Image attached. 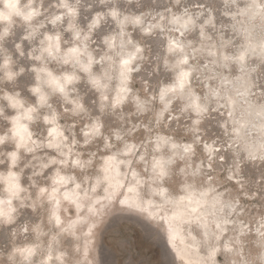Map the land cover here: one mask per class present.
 <instances>
[{
	"label": "rangeland",
	"instance_id": "obj_1",
	"mask_svg": "<svg viewBox=\"0 0 264 264\" xmlns=\"http://www.w3.org/2000/svg\"><path fill=\"white\" fill-rule=\"evenodd\" d=\"M251 1L257 4L259 15L250 20L240 13L246 10L255 14L247 0H34L38 15L28 27L14 18L2 36L0 24V137H8L7 121L13 114L6 103L7 95L20 98L26 107L34 106L31 90L37 73L49 103L33 113L29 130L42 146L48 128L43 118L53 115L64 136L61 150L68 151L64 155L41 147L17 152L12 171L18 177L20 192L13 200L10 221H0V264H43L46 256L57 264V252L66 264H180L182 260H173L161 238V220L173 204L162 197L159 189L176 198L182 195L185 185L196 192L210 188L212 194L232 206L230 211H222L226 222L216 238L213 233H200L195 224L189 225L202 260L207 263V253L215 247L214 264H264V153L256 151L255 157L245 153V140H255V150L257 144L264 146V140L259 129L256 132L252 127L244 132L238 128L236 133L244 137L238 139L234 128L246 102L264 106V59L242 49V30L247 24L252 26L257 41L264 39V0ZM24 2L20 0L21 4ZM54 17L59 21L51 25ZM94 17L98 18V25L89 30ZM138 22V26L132 25ZM172 25L181 30L190 28L180 34ZM74 31L93 56V63H87L99 77L95 80L106 81L102 85L105 98L75 63L63 66L44 54V36H57L63 50L75 44ZM111 37L112 40L107 39ZM110 41L115 44L114 52L105 47ZM174 43L180 46L169 50ZM121 47L125 52L136 49L139 56L130 60L129 96L115 107L111 99L116 70L115 66L110 69L107 62L112 58L117 64ZM211 47L213 55L209 53ZM178 48L185 50V67L190 69L186 86H176L175 82L176 70L184 64L177 61L181 51ZM242 50L240 55L245 59L240 67L237 61L241 58L237 55ZM257 52L264 54V48ZM223 54L226 59L222 63ZM38 56L54 74L73 73L76 83L68 92L69 99L60 98L52 83L44 82L45 72L38 69ZM242 73L247 74L250 89L245 101L239 100L240 106L229 115L224 92L232 82L228 93L237 99L240 94H235L233 83ZM226 79L229 82L225 83ZM171 85L175 86L173 94L182 96L170 98V90L163 92L160 97L170 99L164 109L158 100L159 89ZM191 92L201 105L198 118L191 111L193 104L188 105ZM135 102H139L138 108ZM248 121L244 126H250ZM91 125H97L99 131L87 141L86 129ZM261 133L264 135V131ZM157 138L164 140V146L158 145L156 150ZM128 146L130 152L122 153L123 147ZM184 147L188 148V155L182 154ZM13 150L9 136L0 146V175L9 171V152ZM112 155L119 160L123 174L114 193L101 172L102 159ZM157 156L167 158L166 175L162 178V174L157 176L152 170ZM57 174L67 178V184L57 193L77 184L85 200L78 205L83 215L81 222L74 226L66 224L74 219L76 208L65 204V200L59 202V224L52 222L47 195ZM134 176L140 181L136 187L138 196L153 202L149 203L155 208L153 212L125 200L127 193L134 194L127 190L134 183ZM3 196L0 180V197ZM92 199L96 201L94 208L87 201ZM181 226L187 227L184 222ZM82 249L85 252L79 255ZM27 250L32 255L25 260Z\"/></svg>",
	"mask_w": 264,
	"mask_h": 264
},
{
	"label": "bare ground",
	"instance_id": "obj_2",
	"mask_svg": "<svg viewBox=\"0 0 264 264\" xmlns=\"http://www.w3.org/2000/svg\"><path fill=\"white\" fill-rule=\"evenodd\" d=\"M33 1L34 0H25L24 4L20 3V0H0V24L3 26V32L1 33L2 36H5L7 33V26L9 27L12 24V19L16 18L21 23L25 24L27 27L31 24V20L34 19L38 14L37 10L33 7ZM246 1V0H245ZM247 3L252 4L253 6V12L255 14L251 15L246 10L240 11L241 14H243L246 17H258L259 9L257 8V4L252 2L251 0H247ZM70 10V9H69ZM72 10H70L71 12ZM246 12V13H245ZM6 17V18H5ZM58 17H54L51 19V25H55L59 20ZM136 19V18H135ZM138 19V18H137ZM249 20V21H250ZM179 21L185 22V19H180ZM89 30H93L98 25V18L94 17L92 21H90ZM139 22L137 24H132L134 26H138ZM122 26V25H121ZM174 28H176L180 34L185 33L189 30L187 29H179L176 26L172 25ZM146 29V28H145ZM123 30V29H122ZM252 26L247 24L244 28V31L242 30V35L244 39V47L242 49L247 50L250 55H254L258 57L259 59H264V54L261 52L255 53V50H258L260 48H264V39L261 41H257L254 38L253 32H252ZM76 34V35H75ZM73 38L75 39V44L73 46H69L68 48L61 49L59 38L57 36H50L46 35L44 36L46 39V44L43 46L45 49V55L47 56L48 60L50 61H58L63 66H71L74 63L76 66L82 70L84 73H86V76L89 78L92 86L96 89V91L99 92L100 96L102 98H105V90L102 88L103 83L105 82H99L98 80H95L99 78L96 76V74L90 70V65L87 62L93 63V56L91 52L88 51V49L85 46V42L80 43L81 40H79L78 32H72ZM78 35V36H77ZM77 36V37H76ZM111 39V38H107ZM106 39V40H107ZM105 40V42H106ZM80 44V45H79ZM105 47L109 48L111 51H115V44L110 41L109 43H105ZM173 44V43H172ZM175 45H169V50L175 47H179L180 45L178 43H174ZM178 44V45H177ZM259 46V48L257 47ZM84 49H87V52L84 51ZM180 49V48H178ZM181 50V49H180ZM180 54L177 61L183 62L184 64L182 66H179L176 70L175 75V82L177 83L176 86H186V83H189V68L185 67L186 61V54L185 50L178 51ZM209 53L211 55L214 54V48L211 47L209 50ZM240 53H243V50L238 53L237 57L241 58L237 61V65L242 67V63L244 62V56L243 54L240 55ZM249 55V56H250ZM138 51L133 50L132 51H124V47H121L120 50V57L117 59V64H115L112 60V58H109L107 64L110 67V69L115 66V85L116 88L112 94L111 104L113 106H120L123 102L126 96H129V90H128V79H129V71L132 68L130 60L134 57H138ZM226 59V55L223 54L221 62L223 63ZM38 61H40V66L38 67L39 70L44 71L43 74L44 82L46 84L52 83L51 87L53 88L54 92L59 95L62 99H69L68 92L72 85L76 83L75 76L71 72H63L54 74L52 73L47 67L44 66V60L38 56ZM241 60V61H240ZM7 60L4 59V62ZM176 61V62H177ZM3 62V63H4ZM88 64V65H87ZM114 69V68H113ZM36 75V82L33 86L32 94L35 98V105L26 107L23 105V102L18 97H13L10 95H7L6 103L8 107L13 110V114L8 118V126H9V133L8 137L10 136L11 141L14 146V150L9 152V171L5 173L4 175H0V180L2 184V189L4 196L0 197V221L2 222H9L12 218L11 211L13 207V200H15L17 197H19V183H18V177L17 175L12 171V167L15 165V162L17 160V152H28L32 151L36 148L43 147L46 151H54V152H60L64 155L68 154V151L66 149L61 150L65 146L64 142V136L62 132L58 129L56 126V123L54 122L53 115H46L43 118V123L47 124V130H46V136L43 145L41 146L39 141H36L30 130H29V123H31L34 119L33 113L36 112V109L38 108H45L48 105V99L47 95L42 88V82L40 81V78ZM85 75V74H84ZM96 76V77H95ZM6 77L10 79L11 75L9 73L6 74ZM111 75L107 76V79H109ZM39 78V79H38ZM225 83L229 82L227 79L224 80ZM49 82V83H48ZM100 83V84H99ZM230 82L228 84L226 92H224L225 96V103L228 108L227 114H233L235 109L240 106L239 100L245 101V97L249 92L250 89V82L248 79L247 74L244 73L240 74V77L233 83L234 86V92L235 94H240L237 96V99L235 96L228 93V89L231 86ZM50 86V85H49ZM54 86V87H53ZM175 86H170L167 88H161L159 89V101L163 103V108L165 109L170 99H162L160 96L163 92H169L170 98L179 97L181 98L182 95L180 94H173V89ZM216 93H213V96H215ZM192 103L191 111L197 116L202 112L201 105L199 104L197 97L194 93H190L188 98V105ZM235 104V106L233 105ZM137 105V108L139 107V102H135ZM191 105V104H190ZM236 109V110H237ZM242 117L238 120H235V136L238 139H244L243 134L238 135L236 131L238 132V128H242V132H244L245 128L252 127L256 132H258L259 129V135L262 136L264 140V135L261 133L264 131V117L260 118L258 115H264V106L261 107H255L251 105L250 103H247L243 105L242 108ZM251 113H253L251 118ZM198 118V116L196 117ZM232 118V116H231ZM251 118V120H249ZM249 120V121H248ZM250 124V126H244L245 123ZM242 125L244 127H242ZM86 140L88 141L90 137L98 135V128L97 125H91L86 129ZM8 137H0V146L3 145ZM160 138V137H159ZM154 143V147L156 150L158 149V145L164 146V140L159 139ZM159 140L162 143H159ZM255 141V140H254ZM254 141H246L245 140V153L250 157H255L253 153L256 151H261V154H263L264 146L263 144L258 145L257 149L255 150L254 146L256 144H253ZM257 143V142H256ZM171 147V153L173 144H170ZM259 147V148H258ZM185 150L182 151V154L188 155L189 150L187 147H184ZM131 150L130 146L127 148L123 147L122 153L126 152L129 153ZM206 152L209 153V149H206ZM125 153V154H126ZM211 154V153H209ZM167 158H163L161 156H157L154 161L152 162V170L156 173L158 176L159 174H162L160 178L164 177L166 174L165 170V162ZM169 159V158H168ZM124 162V161H123ZM51 163V161H50ZM60 165V164H59ZM58 164L57 166L60 167ZM73 166H77V164H73ZM124 167V163H123ZM101 172H102V178L105 180V184L108 186V188L113 191L114 193L122 183L123 180V174L121 173V168L119 164V160L112 156H107L102 159L101 164ZM133 182L131 183L127 190H132L134 194H129L126 196L125 200L130 202L131 205L135 206H141L148 212H153L155 208L150 207L149 203H152L151 200H141L138 196L137 192V186L139 184L138 178L134 176ZM53 187L50 189L47 198H49L50 204H51V217L52 222L54 225H58L61 217H60V200H65L67 205L73 204L75 206V216L74 219L69 221L66 225L70 226L73 224L80 223L81 214L79 213L78 205L82 204L83 198L80 195L79 190L77 189V184H73L71 189H66L64 191H61V193H57V190L61 187L64 188V186L67 184V178L65 176L57 174L53 177ZM97 184L96 182L94 183ZM62 188V189H63ZM159 191H161L162 197L168 199L173 206H169L170 210L168 213L164 214L163 219L161 220V224L163 227L161 238L165 240V244L167 247V250L169 251V254L175 260H182L180 261V264H214V256H215V247H212L209 249L207 253L208 262L205 263L202 258L200 257V254L197 251L198 242L196 238L192 235V233L189 231L188 227L190 224H195L197 227H199L200 233L203 232H209V234H212L215 236L214 238L218 237L223 231H224V223L226 222V219L223 217L222 211H230L232 209V206L229 202H224L221 200L219 195L212 194L210 191V188H205L204 190L200 192H196L195 188L185 185L183 188V193L181 196L172 198L169 197L167 194L164 193L163 188H160ZM111 194V193H110ZM111 197V195H109ZM94 199V198H93ZM87 200L88 204L91 208L96 207V201L95 200ZM185 223L187 226L185 229H183V226H181L182 223ZM87 227L85 228L86 231ZM185 230V231H184ZM209 238V237H208ZM206 240V239H205ZM228 248V246H226ZM32 251H26L25 255H23V259L28 260L31 257ZM85 252V249L79 250V255ZM20 253V252H19ZM22 256V255H21ZM80 260V259H79ZM55 262L57 264H66L65 260L60 256V253H56V259ZM43 264H53L50 260L49 256H46L43 258ZM76 264V263H75Z\"/></svg>",
	"mask_w": 264,
	"mask_h": 264
},
{
	"label": "clouds",
	"instance_id": "obj_3",
	"mask_svg": "<svg viewBox=\"0 0 264 264\" xmlns=\"http://www.w3.org/2000/svg\"><path fill=\"white\" fill-rule=\"evenodd\" d=\"M6 18V17H5Z\"/></svg>",
	"mask_w": 264,
	"mask_h": 264
}]
</instances>
